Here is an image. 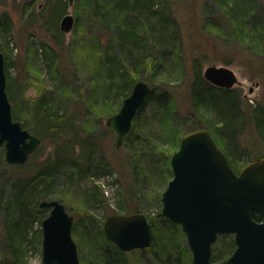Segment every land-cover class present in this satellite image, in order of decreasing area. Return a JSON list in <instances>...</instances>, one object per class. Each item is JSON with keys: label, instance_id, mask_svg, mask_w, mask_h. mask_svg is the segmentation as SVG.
<instances>
[{"label": "rangeland", "instance_id": "374dc122", "mask_svg": "<svg viewBox=\"0 0 264 264\" xmlns=\"http://www.w3.org/2000/svg\"><path fill=\"white\" fill-rule=\"evenodd\" d=\"M61 1L64 11L55 28H51L46 18H49V24H54L61 12L58 5ZM23 2L0 0V14L8 12L13 22L11 32L7 35L9 49H6V54L3 53L4 65L7 64V79L9 77L13 81L14 87L12 96L7 93V97L11 114L15 112L14 120L25 126L41 142L26 162L19 165L20 168L7 164L3 158L0 161V264H5L4 258L10 256L5 251L7 242L3 226L5 221L10 220L6 203L10 204L9 199L15 193L13 183L21 176L30 174L44 160H52L58 148L64 153L60 173L52 189L37 202L61 201L67 213L73 216L72 238L77 247L79 264L100 263L97 252L98 247L104 245L101 236L104 234V219L109 215L126 214L117 212L118 206L138 207L152 222V235L179 249V252L170 255L172 260L185 263V253L180 251L187 246L185 236L178 238L175 231L162 226L157 219L161 208L158 200V192L162 189L158 186L160 177L146 176V171H160L163 158L174 146L172 137H167L170 134L182 137L200 125L207 129V122H214L215 127L219 128L216 125L217 115L196 111L189 97L190 87L195 86L208 99L209 85L202 76L208 66L228 67L238 80L232 89L240 99L242 127L234 140L230 139L228 133L219 131L227 146L225 148L233 149L236 154L235 166L239 170L247 159L260 155L261 147L255 145L254 148L255 142L251 137L253 131L246 121V114H250L254 108H264V42L257 47L260 54L255 55V64H247L236 57L235 51L238 49L235 37L229 35L223 6L225 3L234 6L237 0H150L152 16L153 13L154 16L158 13L163 16L164 13L166 20L163 22V30L160 27L151 30V41L141 45V53L138 55L147 57L149 63L139 69V80L148 82L153 89L156 87L155 94L166 90L173 99L161 103L153 95L148 97L135 117L134 128L131 129L130 137H127L129 139L116 146L113 133L105 126L109 117L102 119V112L109 104L116 108L117 103L100 90L98 63L106 46L112 43L108 38L113 28L110 25L114 26L121 15L117 0H73L72 4L65 0H35L31 15L28 12L26 17L21 15ZM243 4L246 9L240 12L246 15L247 26H250L253 18L264 21V0H243ZM98 6L106 8L108 20L99 16L100 11H96ZM66 13L73 16L74 26L69 33H62L59 31V22ZM150 13L146 15L133 10L124 17L142 30V26L147 27L155 20L149 16ZM207 18L219 27L209 24L206 30H202L201 26ZM99 39L103 40L102 44L98 43ZM198 46L206 52L207 61L204 58L201 60V78L194 81L192 68L188 65L190 61H187L184 53ZM44 50L58 55L62 50L61 58L69 52L70 67H63L62 73L55 75L41 60L40 54ZM126 51L125 48L114 47L116 54L124 55ZM21 89H24L23 94L20 93ZM45 91L50 97H55L56 105L68 114L69 126L64 129L60 141L51 139L50 133L37 134L33 131L31 100L39 92ZM103 98H107V103L103 104ZM167 114L172 115L171 119ZM75 130L78 136L73 140ZM220 145L223 147V144ZM2 156L4 148L0 146ZM76 164L81 166V173H77L74 167ZM92 194L98 198L95 203L90 200ZM12 211L16 213L13 208ZM47 215L48 210H44L40 220L29 223L26 236L28 244L24 241L22 244V262L25 264H41V221ZM20 226L23 227V224ZM35 236L38 237V243L32 247L29 243ZM157 243L158 246L162 245L161 242ZM224 250V243L220 240L216 242L215 259L221 258ZM120 262L156 264L150 253L135 250L126 252Z\"/></svg>", "mask_w": 264, "mask_h": 264}, {"label": "water", "instance_id": "95a60500", "mask_svg": "<svg viewBox=\"0 0 264 264\" xmlns=\"http://www.w3.org/2000/svg\"><path fill=\"white\" fill-rule=\"evenodd\" d=\"M73 26V16L64 14L59 31L69 33ZM4 61L0 52V146L5 162L19 166L41 141L12 119ZM202 76L216 88L231 89L238 83L234 72L224 66H208ZM149 92V83L137 80L118 111L106 120L116 146L129 132ZM170 166L172 178L161 194L159 216L180 226L191 264H210L212 245L223 235H232L235 245L230 264H264V157L248 161L235 172L210 132L197 129L181 137ZM38 207L48 210L41 221V264H79L73 216L56 200L40 201ZM252 212L260 218L254 220ZM102 229L121 252L146 249L151 243L150 225L141 213L109 215Z\"/></svg>", "mask_w": 264, "mask_h": 264}, {"label": "trees", "instance_id": "16d2710c", "mask_svg": "<svg viewBox=\"0 0 264 264\" xmlns=\"http://www.w3.org/2000/svg\"><path fill=\"white\" fill-rule=\"evenodd\" d=\"M34 1L35 0H24V2L21 4V15L26 17L28 12H30L29 15H31ZM60 3L61 4L58 5L61 7V12L56 17L54 24H49V18L48 20L46 18V23L51 28H55L59 16L64 11V4L62 1ZM117 3L119 5L118 9L120 10L121 15L118 14L119 17L114 22V26L110 25V27L113 28L112 33L108 36V38L112 43L108 47L106 46V49L103 51V57L100 58L98 63L100 90H102L105 95L109 96V99H114L117 103V106L116 108H112L111 104L107 105L104 111L105 113L102 112V119H106L117 112L122 100L129 95L133 85L137 82V80H139V69L147 66L149 63L147 57L144 58L142 55H138L141 53V45L143 46L144 44L149 43L151 41L149 38L150 31L154 30L156 27H160L161 29L164 28L165 26L163 22L166 20L164 13L163 16L161 13H158L155 16L153 13L154 17L152 16L150 13V0H117ZM223 7V12L227 19L226 23L228 24L227 29L229 31V35L235 37V46L238 49L235 51L236 57L240 58L242 61H245L247 64H255V55L260 54L257 52V47L260 46L262 42H264V21L258 18H253L250 26H247L245 24L246 15H241L242 12H240L245 11L246 9L245 5L243 4V0H237V4L234 6H228V4L225 3V6ZM133 10H138L142 14L146 15L150 13L149 16H151L153 19L155 18V20H152V22H150L147 27L142 26L141 30L137 24L131 21L128 22L124 17L127 12ZM96 11H100L99 16L102 19L105 20L106 17L108 20L106 8L98 6L96 7ZM209 24L213 27H219V25L215 24L213 20L207 18L201 26L202 30H206ZM12 25L13 22L9 16V13L2 12L0 14V52L4 54H6V49H9L7 35L9 32H11ZM99 41L98 43L102 44L103 40L99 39ZM114 47L125 48L127 51L123 53L124 55H119L114 52ZM134 48L137 50H134ZM93 52L97 53L96 49H93ZM59 54L62 55L63 51L60 50ZM40 55L42 57L41 60L47 69L53 71L55 75L61 74L64 69L63 67H70L69 60L71 56L69 52L62 58L60 55L50 50H44V52H42ZM184 56L188 62L190 61V64L188 65H190V68H192V76L194 81L199 80L201 78L200 62L203 58L207 61L206 52L201 50V46H198V48H193V50L190 52H185ZM225 64H229V62H225ZM4 68L6 74V93L12 96L14 88L13 81H11L9 77L7 79V64L6 66L4 65ZM207 85H209L208 99L205 98L202 95V92L197 90L195 86L190 87L189 97L192 103V108L200 113L211 112L217 115L218 120L216 125H218L219 128L215 127L214 122H207V130L210 132L215 144L226 156L232 169L237 172L238 168L235 166V161L237 160L236 154L233 149L225 148L227 146L223 143L219 131L228 133L230 139L234 140L239 128L242 127V118L240 116L241 104L239 96L233 89H222L213 87L210 84ZM156 89V87L153 89V86L150 85V92L147 98L153 95L157 98V101L161 103L171 101L173 99V96L166 90H162L155 94ZM21 92L23 94L24 89L23 91L21 89L20 93ZM101 101H103V104H105L107 103V98H103ZM31 103V114L33 116L34 125L33 131L37 134H43L44 132L50 133L49 137L51 139H58L60 141L62 139L64 129L69 126V118L68 114L63 111V108L56 105L57 99L55 97H50L49 93L45 91L39 92V94L31 100ZM167 115L169 116V119H171L172 115ZM246 116V121L250 123L253 131L251 137L253 142H255V144L253 143L254 148H256L255 145H259L261 147L260 155L258 154L255 158L264 157V108H254V110H252L250 114L247 113ZM14 117L15 112L12 115L13 120L15 119ZM135 117L132 121L129 132L123 137L121 145L123 142H126L129 139L127 137H130V133L132 132L131 129L134 128ZM21 126L25 129V126ZM70 126H72V124ZM197 129L204 128L202 125H200L193 130ZM172 135L170 134L167 137H172L171 140L174 142V146L166 153V156L163 158L160 171L157 169L156 172L154 169L146 171V176L149 175L150 177V175H154L156 178L160 177L158 186H161L162 189L158 192L159 201L161 193L172 178L170 158L171 155L178 149L181 138V135L178 137ZM76 136H78V134L75 130L73 132V140ZM220 144H223V147ZM55 145L57 144L55 143ZM61 152L62 150L60 151L58 148L52 160H44L38 164L37 167L35 166L30 174L21 176V178L15 180L13 183L15 193L12 194L11 198L9 199L10 204L6 203V212L7 215H9L10 220L8 219L5 221L3 226V231L7 242L5 251L7 252L6 254L9 253L10 255L9 258H4L5 264H25L22 262V244L23 241L28 244V239H26V236L29 223L41 219L40 215L44 210L38 207L37 201L42 199V197L52 189L57 180L63 162L62 157L64 156V153ZM2 158L4 159V156L0 157V161H3ZM255 158L247 159L243 164ZM20 167L21 166H16L14 168L17 169ZM74 167L77 173H81V166L76 164ZM83 173L86 172L84 171ZM90 200L92 203H95L98 201V198L92 194ZM12 208L14 211H16V213L12 211ZM117 210V212H123L126 214H142V212L136 206H118ZM251 216L254 220H258L260 218V216L255 212H252ZM157 219L162 226L169 227L171 231H175L178 238L184 237L179 225L174 224L171 221L160 217L159 215L157 216ZM21 223L23 224V227L20 226ZM148 223L150 225L151 234L150 246L146 249L135 251L146 254L150 253L156 264H191V257L187 246H185V248H181L182 250H180L185 253V263H182V261L179 262L178 260L175 262L172 260L170 255L177 251L179 252V249H176L177 247H171L169 242H165L162 238V240L156 239L157 237L153 236L151 231V228H153L152 222L148 221ZM73 233L74 225L72 227V234ZM101 236L103 238L104 245L98 247L97 254L99 256L100 263H97L125 264L120 261L124 259L126 252H121L118 250L115 245L104 238V234ZM219 240L220 242L224 243L225 250L221 258L215 259L214 245L216 242H219ZM157 241L161 242L162 245L158 246ZM216 242L213 244L211 249L210 264H230L228 262V257L235 248L233 237L231 235L218 236ZM37 243L38 237L35 236L29 245H32L33 247L34 245H37ZM182 255L183 254H181V256Z\"/></svg>", "mask_w": 264, "mask_h": 264}]
</instances>
